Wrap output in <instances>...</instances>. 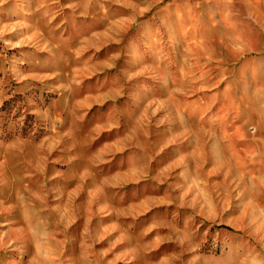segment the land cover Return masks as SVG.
Segmentation results:
<instances>
[{
  "label": "rangeland",
  "instance_id": "374dc122",
  "mask_svg": "<svg viewBox=\"0 0 264 264\" xmlns=\"http://www.w3.org/2000/svg\"><path fill=\"white\" fill-rule=\"evenodd\" d=\"M0 264H264V0H0Z\"/></svg>",
  "mask_w": 264,
  "mask_h": 264
}]
</instances>
